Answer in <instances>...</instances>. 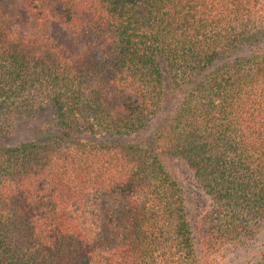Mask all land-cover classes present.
Here are the masks:
<instances>
[{
    "label": "trees",
    "instance_id": "16d2710c",
    "mask_svg": "<svg viewBox=\"0 0 264 264\" xmlns=\"http://www.w3.org/2000/svg\"><path fill=\"white\" fill-rule=\"evenodd\" d=\"M263 237L264 0H0V264Z\"/></svg>",
    "mask_w": 264,
    "mask_h": 264
},
{
    "label": "rangeland",
    "instance_id": "374dc122",
    "mask_svg": "<svg viewBox=\"0 0 264 264\" xmlns=\"http://www.w3.org/2000/svg\"><path fill=\"white\" fill-rule=\"evenodd\" d=\"M180 169H182L181 167H180ZM193 198L195 199V196H194V194H193ZM196 200V199H195ZM262 244H264V237L260 240V241H258L257 243H255L253 246H252V250L253 251H256V248L257 247H259L260 245H262ZM253 255V252L251 251V254H250V252H245L244 250L243 251H241V252H234L230 257H229V259L231 260V263H228V261L227 262H221L220 264H243L244 263V261L246 260V258L248 257V258H250L251 256ZM250 256V257H249Z\"/></svg>",
    "mask_w": 264,
    "mask_h": 264
}]
</instances>
